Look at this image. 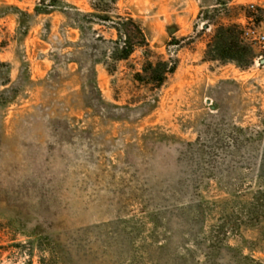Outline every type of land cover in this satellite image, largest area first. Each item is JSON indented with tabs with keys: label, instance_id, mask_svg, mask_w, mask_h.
Masks as SVG:
<instances>
[{
	"label": "rangeland",
	"instance_id": "1",
	"mask_svg": "<svg viewBox=\"0 0 264 264\" xmlns=\"http://www.w3.org/2000/svg\"><path fill=\"white\" fill-rule=\"evenodd\" d=\"M71 6L86 40L129 17L149 50L95 89ZM230 25L264 33V0H0V264H264V52L211 60Z\"/></svg>",
	"mask_w": 264,
	"mask_h": 264
},
{
	"label": "trees",
	"instance_id": "2",
	"mask_svg": "<svg viewBox=\"0 0 264 264\" xmlns=\"http://www.w3.org/2000/svg\"><path fill=\"white\" fill-rule=\"evenodd\" d=\"M61 9L68 16L70 26L78 29L81 34L80 43L83 40L86 42L85 47L81 52L75 54L85 55L87 61L83 63L79 59H75L80 67L89 70L92 86L97 89L94 77V68L98 64H107V61L113 62L127 61L138 50H149L146 35L133 18L117 17L116 22H112L110 29L115 31L117 35L116 40L107 41L105 39H98L96 41L86 40V36L91 30L89 22H86L87 15L81 13L76 7H55ZM91 23V22H90ZM80 43L77 45L81 48ZM95 48L96 52H93ZM75 54L73 56H75ZM208 56L211 60H219L222 62L233 63L240 70H248L254 66L257 56L255 53L254 44L249 39L244 37V33L240 26L230 25L228 27H219L218 31L208 45ZM91 60V62L89 61ZM176 67L170 65L169 62L158 60L152 62L147 60L142 67V71L134 76V80L139 83L152 85L154 87H162L168 77L175 73ZM111 72V70H110Z\"/></svg>",
	"mask_w": 264,
	"mask_h": 264
},
{
	"label": "built area",
	"instance_id": "3",
	"mask_svg": "<svg viewBox=\"0 0 264 264\" xmlns=\"http://www.w3.org/2000/svg\"><path fill=\"white\" fill-rule=\"evenodd\" d=\"M244 36L253 44L260 47V49L264 52V33L258 32L255 29H248L244 32Z\"/></svg>",
	"mask_w": 264,
	"mask_h": 264
},
{
	"label": "water",
	"instance_id": "4",
	"mask_svg": "<svg viewBox=\"0 0 264 264\" xmlns=\"http://www.w3.org/2000/svg\"><path fill=\"white\" fill-rule=\"evenodd\" d=\"M261 64H264V60L261 61Z\"/></svg>",
	"mask_w": 264,
	"mask_h": 264
}]
</instances>
